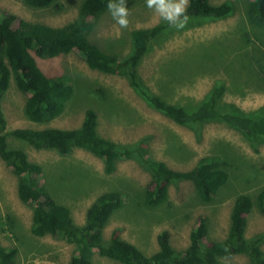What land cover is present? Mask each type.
<instances>
[{
    "label": "rangeland",
    "instance_id": "374dc122",
    "mask_svg": "<svg viewBox=\"0 0 264 264\" xmlns=\"http://www.w3.org/2000/svg\"><path fill=\"white\" fill-rule=\"evenodd\" d=\"M82 1L72 0L70 8L60 11L55 8L37 10L27 6L23 0H0V18L14 14L26 21L59 27L74 20ZM222 1L212 0L211 3L217 6ZM233 1L239 6L234 16L226 21L188 26V19L183 29L178 30L171 25L158 37L139 67L140 77L146 86L156 93L165 91L171 102L185 103L191 98H203L215 80L225 78V70L214 72L212 67L203 65L204 55L212 51L200 47H208L211 40L223 49L229 47L232 50L229 57L233 56V66L248 63L255 51L252 46L246 48L239 44L238 36L245 24L250 25L244 10L249 0ZM125 7L128 10L126 27L116 24L107 11L92 34L93 40L105 51L119 56L130 52L134 30L168 24L146 6L145 0H126ZM259 34L264 40V32ZM251 39L260 44L254 31ZM238 46L242 50L236 49ZM194 52H198L200 57H194ZM234 52L244 54L235 56ZM38 62L48 77H64L74 89L73 96L62 115L48 124H35L25 116L27 96L17 89L13 81L3 103L9 131L48 127L77 129L86 110L93 109L99 115L100 135L122 147L136 150L138 143L144 140L142 147L148 150V158L164 161L177 171L190 170L203 157L221 156L223 167L229 173L227 186L210 204L201 202L193 183L186 181L171 184L169 202L153 208L144 204L145 191L152 182L151 172L135 157L120 161L116 172L107 175L103 161L86 150L76 149L70 156L63 157L55 151L37 150L10 137L13 147L24 149L32 162L43 167L41 183L48 187L58 202L70 208L78 225H84L86 212L98 196L109 191L123 195L122 208L113 215L104 230L105 243L119 237L151 256L159 249L157 236L168 231L174 248L184 250L189 246L191 230L201 216L210 224L206 241H221L228 234L237 196L249 194L256 203L259 191L264 188V141L256 153L255 147L241 133L219 122L203 125L198 136L190 128L178 125L151 108L131 87L127 77L89 68L78 52L55 59H38ZM196 73L200 75L197 77ZM174 88L170 97L168 93L171 94ZM237 89V93L225 96L227 103H234L246 111L264 110V82L255 74L249 75L244 69L238 75ZM18 182L0 158L1 243L19 249L18 264H69L75 256L74 245L57 237L32 235L33 209L21 202ZM253 207L248 216L249 238L264 233V216L256 205ZM262 246L264 249V244ZM92 261L93 264H118L101 257L97 251H94ZM222 261L224 264H250L246 255Z\"/></svg>",
    "mask_w": 264,
    "mask_h": 264
},
{
    "label": "trees",
    "instance_id": "16d2710c",
    "mask_svg": "<svg viewBox=\"0 0 264 264\" xmlns=\"http://www.w3.org/2000/svg\"><path fill=\"white\" fill-rule=\"evenodd\" d=\"M23 1L37 10L55 8L62 11L72 4V0ZM211 1L188 0V26L226 21L234 16L239 6L233 0H224L217 6ZM107 2L108 0H83L78 5L74 20L59 27L26 21L14 14H6L0 18V158L18 178L21 202L33 209L32 235L38 238L57 237L74 245L75 256L69 264H93L94 251L118 264H224L222 259L236 255H246L250 264H264V233L247 237L248 216L252 213L253 206L256 205L264 216V188L259 191L255 204L249 194L237 196L229 231L224 240L206 241L210 224L207 218L201 216L191 230L190 243L186 249H175L170 233L162 231L157 236L158 251L148 256L134 244L119 237H113L107 243L104 241L106 226L123 205V195L120 192L109 191L98 196L86 212L84 225L80 226L75 222L70 208L58 202L48 187L41 183L44 177L43 167L32 162L24 149L10 144L9 138L12 137L37 150L55 151L63 157L70 156L76 149H83L103 161L107 175L116 172L120 161L135 157L151 172L152 182L145 191L144 204L153 208L169 202L171 184L186 181L193 183L199 200L204 204L212 203L223 187L227 186L229 173L223 167L221 156L203 157L190 170L177 171L164 161L148 158V150L142 147L144 140L134 150L101 136L98 132L99 115L93 109L86 110L84 120L77 129L48 127L9 131L3 103L11 83L14 81L17 89L27 96V119L35 124H48L65 111L74 89L64 77H48L38 59H55L78 52L89 68L127 77L131 87L151 108L178 125L190 128L199 136L203 125L219 122L241 133L255 147V152H259L258 146L264 141V110H243L234 103H227L225 96L237 93V78L244 69L248 70L249 75L255 74L264 82V40L259 37V33L264 32V0L247 2L244 10L250 25L245 24L241 35L236 34L239 44L246 48L252 46L255 51L252 59L235 67L231 63L233 56L229 57L232 55L229 47L223 49L212 40L208 47H200L212 51L211 54L204 55L210 65L205 60L203 65L212 67L214 72L225 70V78L215 80L212 88L200 100L191 98L185 103L171 102L165 91L154 92L146 86L139 72L152 44L171 25L160 24L134 30L131 33L130 52L124 56L111 54L92 37L99 21L108 11ZM249 27L250 30H247ZM253 31L256 39L260 40L259 45L251 39ZM236 49L242 50L240 46ZM234 54L241 56L244 53ZM193 56L200 57L198 52H194ZM227 56L229 58L224 61ZM199 75L196 73L197 77ZM241 90L245 93L243 88ZM174 91L175 88L168 95L171 97ZM18 253L16 246H5L0 240V264H18Z\"/></svg>",
    "mask_w": 264,
    "mask_h": 264
},
{
    "label": "clouds",
    "instance_id": "9594fccd",
    "mask_svg": "<svg viewBox=\"0 0 264 264\" xmlns=\"http://www.w3.org/2000/svg\"><path fill=\"white\" fill-rule=\"evenodd\" d=\"M126 0H108L107 10L112 19L120 27H126L128 10L125 7ZM148 8L152 9L159 18L168 24L175 26L178 30L182 29L187 20L188 0H145Z\"/></svg>",
    "mask_w": 264,
    "mask_h": 264
}]
</instances>
